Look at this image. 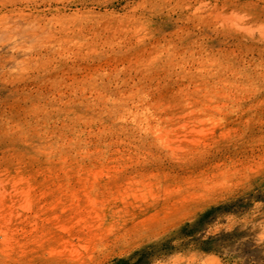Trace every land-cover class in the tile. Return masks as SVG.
Masks as SVG:
<instances>
[{"label": "rangeland", "instance_id": "obj_1", "mask_svg": "<svg viewBox=\"0 0 264 264\" xmlns=\"http://www.w3.org/2000/svg\"><path fill=\"white\" fill-rule=\"evenodd\" d=\"M0 264H264V0H0Z\"/></svg>", "mask_w": 264, "mask_h": 264}]
</instances>
